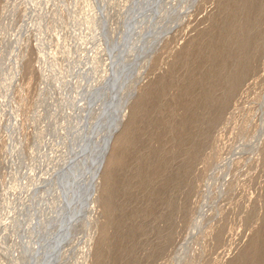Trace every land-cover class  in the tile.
Wrapping results in <instances>:
<instances>
[{
  "label": "rangeland",
  "instance_id": "374dc122",
  "mask_svg": "<svg viewBox=\"0 0 264 264\" xmlns=\"http://www.w3.org/2000/svg\"><path fill=\"white\" fill-rule=\"evenodd\" d=\"M263 227L264 0H0V264H245Z\"/></svg>",
  "mask_w": 264,
  "mask_h": 264
},
{
  "label": "bare ground",
  "instance_id": "6f19581e",
  "mask_svg": "<svg viewBox=\"0 0 264 264\" xmlns=\"http://www.w3.org/2000/svg\"><path fill=\"white\" fill-rule=\"evenodd\" d=\"M231 87V86H230ZM209 105V104H208ZM135 117V116H134ZM210 127V126H209ZM199 131V130H198ZM129 136H131L130 134L128 135V132L126 133V134H124L123 135V137H121V139L120 140H125V141H127L128 140V138H129ZM121 142V141H120ZM126 143V142H125ZM124 145V144H123ZM123 160L122 159H119L118 157L117 158H114L113 159V162L111 163V167H113L114 165H116V167H119V166H121V165H123ZM116 167H114V168H116ZM114 178V177H113ZM213 179V178H212ZM112 183V182H111ZM107 185L109 186V180L107 181ZM108 191V190H107ZM28 208V207H27ZM18 223H20V221H18ZM30 224H33V222L32 223H30ZM17 225H19V224H17ZM39 225V224H38ZM30 226V225H29ZM32 226V225H31ZM19 226H17V228H18ZM28 228V227H27ZM30 228V227H29ZM37 228V227H36ZM264 228V227H263ZM26 229V228H25ZM28 230V229H27ZM31 230V229H30ZM11 231V230H10ZM29 231V230H28ZM22 232V231H21ZM23 232H24V230H23ZM27 231H25L23 234H24V236H23V234L22 235H20V236H23V237H25L26 238V236H25V233H26ZM32 232V231H31ZM31 232H30V234H31ZM35 232V231H34ZM7 233V232H6ZM29 233V232H28ZM29 234V235H30ZM33 234V233H32ZM27 235V234H26ZM15 236V235H14ZM28 236V235H27ZM30 237V236H29ZM17 238V237H16ZM32 238V237H31ZM20 239V237L18 238V240ZM22 239V238H21ZM23 240H25V239H23ZM22 240V241H23ZM27 240V239H26ZM25 240V241H26ZM8 241V240H7ZM20 241V240H19ZM17 242V241H16ZM259 242H260V245H259V251H253V252H251V253H249V254H247L246 256H245V258H244V263L245 264H264V230L262 229V233L260 234V238H259ZM24 243V242H23ZM23 243H22V245H23ZM19 244H21V243H19ZM20 246V245H19ZM29 247H31V246H29ZM29 247H27V250H29L28 248ZM22 248V246L20 247V249ZM35 251V250H34ZM32 252H33V250H29V258L30 257H32L33 256V254H32ZM24 254V253H23ZM22 259V258H21ZM22 261H26L25 259L24 260H22ZM21 262V261H20ZM30 263V259H29V262H28V264Z\"/></svg>",
  "mask_w": 264,
  "mask_h": 264
},
{
  "label": "water",
  "instance_id": "95a60500",
  "mask_svg": "<svg viewBox=\"0 0 264 264\" xmlns=\"http://www.w3.org/2000/svg\"><path fill=\"white\" fill-rule=\"evenodd\" d=\"M68 218H66V220H67Z\"/></svg>",
  "mask_w": 264,
  "mask_h": 264
}]
</instances>
